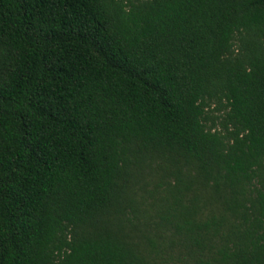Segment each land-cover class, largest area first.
I'll use <instances>...</instances> for the list:
<instances>
[{
  "label": "trees",
  "instance_id": "obj_1",
  "mask_svg": "<svg viewBox=\"0 0 264 264\" xmlns=\"http://www.w3.org/2000/svg\"><path fill=\"white\" fill-rule=\"evenodd\" d=\"M0 264H264V0H0Z\"/></svg>",
  "mask_w": 264,
  "mask_h": 264
}]
</instances>
